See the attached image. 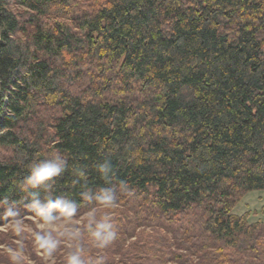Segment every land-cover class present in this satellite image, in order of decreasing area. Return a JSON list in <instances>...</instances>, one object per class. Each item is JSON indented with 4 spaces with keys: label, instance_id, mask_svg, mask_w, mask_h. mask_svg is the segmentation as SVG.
I'll return each instance as SVG.
<instances>
[{
    "label": "trees",
    "instance_id": "16d2710c",
    "mask_svg": "<svg viewBox=\"0 0 264 264\" xmlns=\"http://www.w3.org/2000/svg\"><path fill=\"white\" fill-rule=\"evenodd\" d=\"M53 151L124 182L119 264H264V221L235 213L264 191V0H0V200L21 217ZM73 179L55 194L80 201Z\"/></svg>",
    "mask_w": 264,
    "mask_h": 264
},
{
    "label": "clouds",
    "instance_id": "9594fccd",
    "mask_svg": "<svg viewBox=\"0 0 264 264\" xmlns=\"http://www.w3.org/2000/svg\"><path fill=\"white\" fill-rule=\"evenodd\" d=\"M95 171L106 186L91 188L87 168L71 165L70 158L60 151L29 165L21 190L26 194V207L37 221L36 230L31 233L32 243L45 256L53 257L63 246L67 249L65 264H102L101 260L93 261L90 252L106 249L118 239L119 229L112 211L118 204V196L124 192L121 187L124 182L112 185L114 167L110 160L98 163ZM65 173L74 176L73 185L82 186L80 201L55 194L58 178ZM85 204L90 206L86 220L82 224L74 222L79 220L78 214ZM0 208L5 210L10 228L21 237L22 243L25 227L16 203L5 198L0 200ZM7 253L10 264H27L22 246L9 247Z\"/></svg>",
    "mask_w": 264,
    "mask_h": 264
},
{
    "label": "rangeland",
    "instance_id": "374dc122",
    "mask_svg": "<svg viewBox=\"0 0 264 264\" xmlns=\"http://www.w3.org/2000/svg\"><path fill=\"white\" fill-rule=\"evenodd\" d=\"M136 204V206H139V203ZM140 211L144 212L143 207H140ZM235 213H248L250 215L249 220L252 223L257 221H264V191L257 190L247 194L237 205ZM88 214L89 211L80 210V213L78 214L79 220L74 222L82 224L86 220ZM21 218L24 221L25 227V233L22 243L21 237L18 236L9 226L11 221L5 225H0V264H10L7 249L9 247L16 248L18 246L23 247L27 264H65L64 257L67 249L62 246L57 250L53 257L49 258L45 256L32 243L31 233L36 230L37 224L35 216L27 215ZM113 250H115V247L109 246L106 249H95L92 251L95 254L108 253L111 255L110 260L114 261L115 264H119L121 257L119 253L114 254Z\"/></svg>",
    "mask_w": 264,
    "mask_h": 264
}]
</instances>
